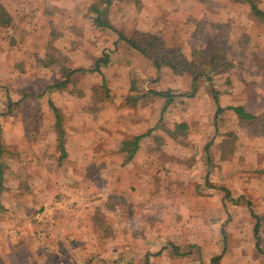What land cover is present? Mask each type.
Wrapping results in <instances>:
<instances>
[{
  "label": "rangeland",
  "instance_id": "obj_1",
  "mask_svg": "<svg viewBox=\"0 0 264 264\" xmlns=\"http://www.w3.org/2000/svg\"><path fill=\"white\" fill-rule=\"evenodd\" d=\"M2 2L14 14L16 23L9 30L10 34L0 29V142L4 156L8 159L17 157L24 166L21 165V169L17 164V172L22 178L11 185L23 191L31 190L30 195L23 194V198L26 197V201L28 196V203H32L33 198L35 203L38 185L50 197V193L56 194L73 184L65 181L66 178L75 180L83 189L82 204H75V211L69 208L68 214L57 216L64 221L76 220L74 225L86 235L85 239H79L83 237L77 235L79 238L70 239L71 243L64 241L57 246L58 239L40 237L43 233L38 231H41L39 224L43 214L38 212L39 206H30L27 211V218L33 217L36 227L33 225L29 230L20 225V233L16 226L22 224L19 215L22 213L13 214L0 208V264H32L33 261L39 264L44 258L41 252L50 241L58 247L56 250L60 255L50 253L47 264H146L144 258L150 251H161L160 255L149 257L152 264H213L217 257H221L219 264H264V223L260 234L262 254L256 250L255 239L245 236L247 228L245 232V227L241 232L231 228L235 217L249 213L247 201L251 203L253 218L259 217L264 222L263 198L261 194L256 198L257 188H262L264 178V22L253 14L244 16L247 13L244 4L234 6L223 0L224 10L238 9L243 16L241 20L234 22L230 18L232 22L212 26L207 22L206 35L190 41L198 51L195 61L197 64L206 61L208 73L212 74L220 95L223 94V103L244 105L249 113L259 117L257 121L242 124L229 111L215 121L216 105L211 87L204 79H199L196 85L191 75L187 78L186 63L177 67L170 58L162 60L168 70L160 75L159 80L163 75L165 77L160 85L147 79L140 82L142 86L136 84L137 91L141 87H158L176 95L163 116L164 100L150 97L144 99V105L126 103L125 95L109 88L115 75L122 72V48L112 52L116 49L112 45L116 39L114 31L98 28L89 19L72 21L65 18L64 10L63 13L43 14L38 0ZM43 3L40 6L45 10ZM260 6L264 8V0ZM50 8L53 9L48 4ZM238 23H245V26H238ZM129 28L124 27V32H131ZM54 31L57 36L50 35ZM119 43L122 45L124 41ZM219 47H224L226 54L220 53ZM47 51L67 59L65 62L62 58V64L71 68L81 64L91 67L108 55L111 70L109 67L105 71L111 78L107 89L100 74L94 73L95 79L89 82L80 74L65 90L49 93L46 88L56 83L62 64L39 68L35 64V54L41 52L44 56ZM222 55L224 60H221ZM213 56L216 58L209 64ZM188 57L189 60L192 58L191 53ZM171 70L177 79L171 78ZM194 90L196 92L191 96ZM10 98L13 102L22 99V103L13 105L11 111L8 109ZM51 101L58 107L66 130L68 161L60 167L56 163L60 154L55 144ZM156 120L159 121L157 135L144 141V153L154 161L153 165L137 169L133 164L127 169L129 176L119 178L127 156V152H119L122 141H131L145 133ZM184 122L187 130L179 127ZM232 128L235 132L230 133ZM204 140L213 145L211 156L208 153L211 160L207 167L219 168L221 175L228 179L235 170V173H241L240 178H249V183L253 181L256 185V189L246 188L243 180L244 185L236 199L232 198L230 183L228 188L220 187L222 198L218 199H222V211L211 207L214 206L213 196L199 194L204 186L200 179L204 168L199 163L203 158L200 143ZM222 142H226L225 146H217L215 154L214 145ZM152 144L158 145L157 154L151 152ZM33 154L37 155L36 159L32 158ZM17 169L15 164L14 170ZM136 172L137 175L143 173L138 181L133 176ZM193 177L196 180H188ZM118 183L123 186L118 187ZM126 186L131 188L123 190ZM229 187L231 192L228 193ZM114 195L123 196L127 203L123 204ZM232 201H238L237 205L245 208V212L234 210ZM21 202L18 198L15 204L21 205ZM194 205H202V208L196 206V210ZM0 207H3L1 196ZM250 219L251 224L256 221ZM35 252L41 256H31Z\"/></svg>",
  "mask_w": 264,
  "mask_h": 264
},
{
  "label": "crops",
  "instance_id": "obj_2",
  "mask_svg": "<svg viewBox=\"0 0 264 264\" xmlns=\"http://www.w3.org/2000/svg\"><path fill=\"white\" fill-rule=\"evenodd\" d=\"M222 1L223 0H110L109 3H103L102 4L101 0H38L39 4H37V5L43 14H44V10H42V6H40V4L43 2L45 3V4L44 3L42 4V5H44L43 6L44 9L49 4L52 6V8L54 10H56V12L64 10L66 13V14L64 13L65 18H68L72 21L85 20V19L86 20L89 19V20L94 21V19L97 16L96 15L97 9H99L100 13L102 14V18L107 23H109L111 25V27L113 28L111 30L114 31V33L116 34V39H114V43L112 44L114 47H116V49H113L112 52L114 53L118 48L119 49L117 51H120V49L122 48L121 50L123 52V54H121V56L123 55L122 61H121L122 62V64H121L122 65V68H121L122 72L119 75H115V79H113L112 85L109 88L114 89L116 92L120 93L121 95H125V97H126L125 100H127L129 98H136V99L138 98L137 103L144 105V103H145L144 99L148 100L151 97V99H153V100L157 99V101H158V99L164 100L163 104L165 105V99L164 98H157V97L153 96L152 94H147L145 92L151 91V90L167 92L166 90H161L160 88L158 89V87L157 88H151V89L148 87H141L140 90L137 91L136 84L142 82L144 79H147L149 82H153L155 84L160 85V83L163 81L162 79H164L165 77L163 75V78L161 80H159V77L161 74H163V72H166L168 70L167 66H165V64L162 63V67L159 70L156 68V66L154 65V63L151 59L147 58L146 56L143 57V54L141 52L132 48L125 41L122 45H120L119 42L122 40L119 39L118 33H122L126 37H133L134 34L137 35V34H142V33L143 34L145 33V34L157 35L162 40L166 50L173 51L175 49H179L182 51V53L185 54V56L188 57L189 53H192L193 51L197 50L196 48H194V46L192 47L190 45L191 39H196V38L200 39L201 37H204L206 35V33H207V24L206 23L207 22H209L210 26H212L215 23L223 24V23L232 22V21L238 22L243 17L242 14L237 12L238 9H236V8L235 9L227 8L224 10V8L221 6ZM227 1H229V3H231V4H234V6L239 5V4H242V5L244 4L245 5L244 8H247L246 9L247 13L246 14L244 13L243 14L244 16L252 14L251 10H250V6L247 3L235 2L234 0H227ZM232 7H233V5H232ZM64 11H62V13ZM11 14L14 16L13 13H11ZM230 18L233 20L230 21L231 20ZM236 23H232V24H234V26H235ZM238 24H239L238 26H241V27L245 26V23H238ZM126 26H130L129 29L131 32H129V33L124 32L125 30H123V28ZM68 29L70 30L71 26L68 27ZM170 36L171 37L173 36L174 38L171 39ZM175 37L180 39V42H178L177 38H175ZM119 45H120V47H119ZM66 57H67V55H66ZM143 66H144V69H143ZM79 68L83 69V71L75 74L74 77L72 78V82L70 84H72L74 79L80 74H82V76H84L85 81L87 80L89 82V80H91L92 78L95 79V77H94L95 72L92 71L95 68V64L91 67H89L88 64H86V65L81 64L80 67L73 68V69H79ZM105 68H109L108 69L109 71L111 70V64L109 65V60H108L107 65H105V66L103 65L101 67V74H100L101 82L103 84L105 83V85H107V84H109V80H110L109 78H111V77H108L106 75ZM168 68H170V67H168ZM59 74H60V76L56 77V82H59L63 79L62 74H61V70H60ZM183 74H185V73H183ZM186 74L188 75L187 78H190V74H188V73H186ZM175 75L176 74L173 72V75H171V78L174 77V79H177L178 77L176 78ZM146 77H148V78H146ZM166 79L168 80L167 77H166ZM92 85H94V83H92ZM140 86H142L141 83H140ZM62 90H65V88ZM217 90L219 91L218 101H219V104L221 107L242 106L246 110L244 105H239V104L238 105L237 104L230 105V104L223 103V101H224V97L222 96L223 94L220 95L221 91L218 88H217ZM85 92L88 94L89 90L86 89ZM139 93H141V95H140L141 97L139 95H137ZM135 95H137V96H135ZM203 102H205V101L203 100L202 103ZM214 102L216 105V110L214 113V116H215L216 112H217L218 105H217L215 99H214ZM164 105L161 109L162 116L167 111L168 107L170 106L169 105L167 107V109L163 112ZM200 110H201L200 112L202 114L203 110L201 107H200ZM229 112L231 114H235L237 116V118L240 119L236 113H233L232 111H229ZM208 122H209V124L211 123V121H208ZM215 126H216V122L214 124V127ZM205 127H207V125ZM233 128L231 129V131H229L230 133L235 132V130ZM158 130H159V121L156 120L155 124L151 125L149 130L146 131L145 133H143V134H146V133L150 132V134L148 136H146L145 138H143L140 141L138 151L136 152V154L134 155V157L132 158V160L129 163L126 162L127 156L125 155V160L123 161V165L125 164L124 170H122V172H120L119 178H120V176H122L121 177L122 179L124 177L126 179V177H128L129 173H130L127 171V169H131V165H133V164L135 165V168L137 167V169H140L143 167L147 168V167H149V166L151 167L153 165L154 161L152 159L148 158L146 153H144V151L146 150L144 141L146 140V138L148 140L153 139L154 136L157 135ZM204 133H207V132H204ZM140 135H142V134H140ZM210 142L204 140V141H201V143H200V144H202V147H203V149L200 151V153H202V155H203V158L199 163H200L201 167L204 168V170H203L204 173H203V175H201L200 179L201 178L203 179L204 186L202 189L203 191H200L199 194L203 195V196H210V197L213 196L214 199H213L212 203L214 206L211 205V207H214V210L218 209V211H222L223 205H222V203H220L222 201V199H218L222 195L221 192L223 191L220 187L228 188L227 184L230 183L231 187H232V198L236 199V198H238V196L241 193V192H239V189L241 188L242 185H244L243 180L246 182V188L256 189L255 188L256 185H254L253 181L251 183H249V181H250L249 178L248 179L240 178L241 173H235V170L234 171L232 170V173H230L231 171L229 172L231 177L228 179V176L221 175L219 168L214 167V169H213V167L210 165L207 167L209 161L211 160V157H210L211 152H212L211 148L213 147V145ZM216 142L218 143V141H215V144H217ZM219 144L220 145H214V153L215 154L217 153L216 147L219 146L222 148L224 145V142L219 143ZM150 147H151L150 149H151L152 153L153 152L156 154L158 153L157 149L159 147L157 144H155V145L152 144ZM208 153L210 154V156L208 155ZM206 154L208 155V157H206ZM176 170L180 171L179 169H173V171H176ZM135 171H136V169H135ZM225 173L226 172H223V174H225ZM140 174L141 175H137V172L135 175L133 174V176L136 178L137 181L140 179V177L142 176L143 173H140ZM226 175H228V174H226ZM236 176H239V177L236 178ZM122 179H121V181H122ZM188 180L192 181V180H196V179H195V177H193V178H189ZM65 181H69L70 183H73V184L68 185L64 190L60 189V191L56 192V194L50 193V197H47V193L45 192V189H43L44 190L43 191L42 187L40 185H38V189H37L38 192L35 193V196H37V200L39 197L45 198V199L39 198L40 199L39 204H38L37 200L35 203H33V202L28 203V200H26L23 204H22L23 200H21L22 201L20 203L21 205L15 204V201L18 199V197H17L18 193H19L18 189H20V188L15 187V186L13 187L14 189H10V190L6 189L5 192H3L0 195L2 197V206H3V208L5 207L4 209H6L7 211H11L13 214L15 213V211L22 213V214H19V215H21V223L22 224H20V223L17 224L16 228L19 230V231H17V233H20V229H19L20 225L25 226L29 230H31L33 228V225H34L33 223H35L34 219H33V217L27 218L28 217L27 211H29L30 206H37V207L39 206L38 210H42V212L40 214H43L42 220H41L42 223L39 225H41L40 226L41 230L45 231V233L43 232V234L41 231H38L40 234H42L40 237H43V239H58L57 240V246H58L59 242H62V244L64 241L71 243L70 239H78L79 238V236L77 237V235H80V237H82L83 231L78 229L79 227H76L74 225L77 222L76 220L75 221H68V220L64 221V220H60L57 216L59 213H61L63 215L68 214L70 212L69 208L71 210L75 211L74 210L75 204H77V205L82 204L81 199L83 196V194H82L83 189L76 185L75 180H72L70 178H66ZM118 184H119L118 187H120V188L123 186L121 183H118ZM126 187L123 190L127 191L129 188H131V187L126 188ZM229 189H230V187H229ZM257 190H258V192L256 193V198L258 195L261 194V196L263 198L262 200L264 201V178H263L262 188L261 189L257 188ZM227 191L229 193V192H231V189L227 190ZM253 191H255V190H253ZM109 194H112V193H109ZM123 194L121 193L120 195H123ZM56 196H60V198L56 199ZM3 197L5 200H3ZM246 197H248V196H246ZM221 198H222V196H221ZM247 199H250V198L248 197ZM240 200H242V199H240ZM225 201H226V199L224 200V202ZM263 201H261L262 204H264ZM237 202L238 201H232V205H234L233 209L236 211L242 210L243 212H245V208H243L241 206L239 207L237 205ZM261 202H260V204H261ZM125 203H127V201ZM250 205H251V203L247 201L246 206H247L249 213L245 212V215L242 214V215L235 217L236 220L234 219L235 220L233 223L234 225H232L231 228H235L236 230L240 231V230H243V228L245 227L243 232H245V230L247 228V230H246L247 235H245V236L249 237L250 239H255V245H256L257 241H256V238L254 237V227H255L256 221L253 222V224H251L252 220L250 218H252L253 220H255V219L253 218V216L250 212L251 211ZM196 206L200 209L202 208V205H200V206L196 205ZM196 206L194 205L195 209H196ZM262 209L264 211V206L262 207ZM260 220H261L260 221L261 223H260V229H259V236H261L260 235L261 229H262V225L264 223V222H262L263 220L261 218H260ZM42 224H44V225L42 226ZM39 225H38V227H39ZM80 226H81V224H80ZM2 228H4V227H2ZM125 230H127V229H125ZM75 231H77V234L74 233ZM85 235H84V237H85ZM15 239H16V237H15ZM79 239H81V238H79ZM86 239H89V238L86 237ZM260 239H261V237H260ZM52 243L53 242L50 241V242H48L49 245H46V246H51L55 252H53V250H51L48 253L58 255V252L56 250V249H58V247ZM51 244L56 246L57 248L52 246ZM46 246L44 247V249H46ZM149 254H150V257L154 256L156 254L160 255L161 251H159L158 253H154V252L150 251ZM146 256H147V254H146ZM144 259H145V262L147 264V258L145 257ZM41 260H45V258L41 259ZM148 260H149V264H152L150 262V259H148ZM75 264H77V263H75Z\"/></svg>",
  "mask_w": 264,
  "mask_h": 264
},
{
  "label": "trees",
  "instance_id": "obj_3",
  "mask_svg": "<svg viewBox=\"0 0 264 264\" xmlns=\"http://www.w3.org/2000/svg\"><path fill=\"white\" fill-rule=\"evenodd\" d=\"M235 2H243V3H247L250 6V10L251 13L258 19L262 20L264 22V8H262L260 6V2L261 0H234ZM102 4L103 3H109L110 0H101ZM45 13H50V14H54L56 12V10L54 9H48V5L45 7L44 10ZM96 18L94 19V23L96 25V27L98 28H109V29H113L111 27V25L109 23H107L103 18H102V14L100 13L99 9H97V14H96ZM15 17L11 14V12L7 9L6 5L2 2V0H0V29L5 30L7 34L9 33V30L11 28H13V26L15 25ZM57 32H52L50 33V35H54L57 36ZM119 35V39L122 41H125L126 43H128L132 48L138 50L139 52H141L144 56H146L147 58L151 59L154 63V65L156 66L157 69H161L162 67V60L163 59H171L173 61V63L178 67L180 66L182 63H186V71L188 74H190L192 76V79L194 81V83L197 85L198 80L199 79H204L205 82H207V84L211 87L212 90V95L218 105L217 108V112L215 115V121L217 120V118H220L221 115H223V113H225L226 111H232L233 113H236L238 115V117L240 118L242 124L248 121H257L259 119L258 116L253 115L249 112H247L242 106H228V107H221L218 101V95H219V91L216 88L214 79L212 77L211 73H208V67L206 65V61L203 60V62H200L197 64V62L195 61V58L197 56V50L193 51L191 53V59L189 60L187 57L185 58L182 51L179 49H175L173 51L171 50H166L164 47V44L162 42V40L160 39L159 36L157 35H151V34H137L133 37H126L124 34L122 33H118ZM13 41V40H12ZM11 41V42H12ZM14 43V42H12ZM220 48V47H219ZM221 49V48H220ZM220 53H225L226 51L223 47V49L219 50ZM36 59H35V64H38L37 66L39 68H48L51 65H55V64H59V63H63V61L68 62V60H64L65 58L63 57H57L56 54L50 53V52H46L44 56L41 55V52L36 53ZM61 56V55H59ZM63 58V61H62ZM215 56L212 57V59L210 60L209 64H212L215 60ZM108 55L105 58L100 59L99 61L96 62L95 64V68L92 70L95 73H99L101 74V67L103 65H107L108 64ZM221 60H224V56L222 55ZM220 60V61H221ZM22 67V64L21 66ZM61 74L63 79L59 82H56L52 85L47 86L46 91H48L49 93L55 90H62L64 88H66L71 82H72V78L74 77L75 74L83 71V69H73L69 66H66L65 64L61 65ZM103 86L106 88L105 83L103 84ZM197 88V86H196ZM107 89V88H106ZM196 90V89H195ZM193 91L191 96H194L196 91ZM145 93L147 94H152L153 96L157 97V98H164L165 99V105L163 108V112L167 109V107L174 101V98L176 97V95L169 93V92H164V91H146ZM106 94L104 96V99L106 98ZM132 102L134 104H137L138 102V98H129L127 99V103ZM22 103V99L16 102H13V99H9V105H8V109L9 111H11L13 105H18ZM50 106L54 111V122H55V130H56V140H55V144H56V149L57 152L60 154L59 157H57L56 159V163H57V167H60L63 163H65V161H68V154H67V150H66V145H65V132L66 130L64 129V125H63V117L60 114V111L58 109V107H56V105H54V103L51 101L50 102ZM180 129L183 130H187L188 126L187 123H181L179 124ZM150 134V132L146 133V134H142V135H137L135 136L131 141H122L120 147H119V152L120 153H125L127 152V160L126 162H130L132 160V158L134 157V155L136 154V152L138 151L139 148V144L140 141L145 138L146 136H148ZM224 145L223 147L225 146ZM32 158H37V155H32ZM39 158V157H38ZM18 162V163H17ZM21 162V163H20ZM16 164V169H17V164L18 167L22 169V167H24L22 165V160L18 161V158L16 157H12L10 159H8V157L4 156V149H3V144L0 142V195L5 192L6 189H14L13 188V183H15L16 181H20L21 180V173L17 172V170H14ZM22 165V167H21ZM10 170L9 172L7 170ZM27 177V173L25 174ZM11 178V179H10ZM17 189V188H16ZM19 193H18V198H21V200H23V202H25V198L23 194H27L30 195L31 190H27V191H22L21 189H18ZM17 190V191H18ZM28 200L29 197L27 196ZM60 196H56V199H59ZM114 198H117L120 202H122L123 204H125L126 199L123 196H116L114 195ZM32 202H34L33 198H31ZM77 205H75L74 207H76ZM1 210L3 209L4 211L6 209H4L3 207H0ZM133 210L130 211V215L133 214L132 212ZM2 212V211H1ZM18 211H15V213H17ZM39 213L42 212V210H38ZM256 224L254 227V237L256 238V250L259 253H263L262 249H261V239L259 236V229H260V218L256 217ZM81 227V226H80ZM1 228V227H0ZM41 232L45 233L44 230H41ZM81 239H85L84 235L82 234ZM53 244V243H52ZM51 244V245H52ZM62 242H59L58 246H61ZM53 246V245H52ZM53 250L51 246L46 247V249H44L41 253L42 256H44L45 260H39V264H47V262L50 259V253H48L49 251ZM24 251V250H23ZM53 252H55L53 250ZM53 255V254H52ZM60 254H58L57 256H59ZM30 256V255H29ZM31 256H41V255H36L35 254H31ZM149 257L150 254L147 253V264H149ZM41 258V257H40ZM43 258V259H44ZM71 258V257H70ZM221 259V257H217L215 258L212 263L213 264H219V260ZM32 263V262H31ZM32 264H38V262H34ZM61 264V262H60ZM62 264H65L64 262ZM87 264V263H85Z\"/></svg>",
  "mask_w": 264,
  "mask_h": 264
}]
</instances>
